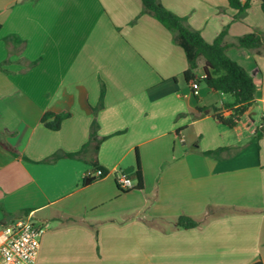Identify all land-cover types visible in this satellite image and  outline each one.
<instances>
[{"label":"crops","instance_id":"obj_1","mask_svg":"<svg viewBox=\"0 0 264 264\" xmlns=\"http://www.w3.org/2000/svg\"><path fill=\"white\" fill-rule=\"evenodd\" d=\"M158 1L208 43L227 27V44L264 34L260 0L241 15L229 0ZM227 55L256 84L233 129L211 111L229 116L233 99L193 93L185 51L141 0H0V225L44 229L36 264L264 263V49ZM48 112L69 117L52 131ZM95 162L107 174L85 187Z\"/></svg>","mask_w":264,"mask_h":264},{"label":"trees","instance_id":"obj_2","mask_svg":"<svg viewBox=\"0 0 264 264\" xmlns=\"http://www.w3.org/2000/svg\"><path fill=\"white\" fill-rule=\"evenodd\" d=\"M143 4V12L155 17L165 28H167L173 35L174 41L185 51L188 69L184 73V77L187 83L194 81L204 84L211 91L219 92L224 95H228L233 99V103L225 107V109L231 108V114L224 117L220 112L222 109L213 107L211 111L214 113V118L222 125L233 129L237 126L240 118L243 117L252 106L255 100L256 84L253 77L238 63L233 61L227 55V49L231 47L246 48L251 50L260 51L264 49V34L250 33L239 37L235 43H225V37L228 34V27L225 28L220 35L215 39L213 43H208L199 31L193 30L185 24V20L173 12L166 9L158 0H141ZM261 1V10L264 14V0ZM252 0H248L242 3L241 0H229L230 8L237 10L239 15L245 13L251 7ZM203 58L205 61L204 77L199 79L197 76L198 61ZM199 111L204 112L202 109ZM98 109L94 110L97 113ZM69 117V113H53L48 112L44 115L42 123L52 131H58L61 126V122ZM99 125L95 120L91 127V140L90 144L94 145V149L97 152L101 144V140L98 137ZM264 137V123L257 130L255 139H261ZM1 144H5L1 141ZM86 146V147H87ZM85 147V148H86ZM15 153L14 151H12ZM218 158L217 153H208ZM69 157H76V155H68ZM59 157L55 156L53 161ZM138 169L133 173V177L136 180V190H142L144 187L143 174L139 165ZM95 170L100 172V177L86 176L83 182V186H89L95 181L106 176L107 172L98 168L97 163H93ZM122 191V190H121ZM175 226L178 229H193L199 226V223L189 217H180ZM255 264H264L258 262Z\"/></svg>","mask_w":264,"mask_h":264},{"label":"built area","instance_id":"obj_3","mask_svg":"<svg viewBox=\"0 0 264 264\" xmlns=\"http://www.w3.org/2000/svg\"><path fill=\"white\" fill-rule=\"evenodd\" d=\"M193 93L198 94L199 85L191 83ZM87 176L98 178L100 172L90 171ZM117 182L122 191L134 188L129 175H118ZM44 229L31 216L0 225V264H36Z\"/></svg>","mask_w":264,"mask_h":264},{"label":"water","instance_id":"obj_4","mask_svg":"<svg viewBox=\"0 0 264 264\" xmlns=\"http://www.w3.org/2000/svg\"><path fill=\"white\" fill-rule=\"evenodd\" d=\"M133 171H134V167H130V168H128V169L125 171V173H126L127 175H129V174H131Z\"/></svg>","mask_w":264,"mask_h":264}]
</instances>
